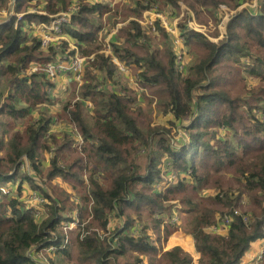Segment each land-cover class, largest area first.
I'll use <instances>...</instances> for the list:
<instances>
[{
    "label": "trees",
    "instance_id": "trees-1",
    "mask_svg": "<svg viewBox=\"0 0 264 264\" xmlns=\"http://www.w3.org/2000/svg\"><path fill=\"white\" fill-rule=\"evenodd\" d=\"M109 1L16 0L14 11L22 18L0 24V151L6 149L0 154V184L19 176L20 184L37 185L36 195L47 201V212L36 219L17 197L5 194L0 200V264H35L30 250L58 246L63 213L77 210L81 263L119 264L128 257L126 264H194L181 246H162L165 219L158 215L164 216L173 200L191 216L189 233L199 264H241L252 243L264 239V0H123L113 7ZM11 2L0 0V9L9 10ZM222 5L232 11L228 17ZM71 10L73 21L64 31L87 59L81 81L68 83L69 97L62 101L52 94L55 82L43 68L74 51L66 40L43 48L29 35L28 22H48ZM148 10L164 13L170 23L180 18V50L161 19L155 31L141 25ZM107 14L112 28L122 23L110 41L113 57L101 52ZM193 15L201 24L211 16L217 41L189 26ZM222 21L226 32L221 36ZM194 46L202 50L198 60L189 67L179 64L178 51L184 55L185 47L190 53ZM113 58L131 70L139 92L155 95L171 113V125L186 132L181 145L173 144L169 128L142 120V108L134 105L139 92L121 82ZM33 67L39 70L26 76ZM240 69L252 78L250 86L245 76L239 80ZM236 84L242 91L232 94L229 87ZM54 125L67 130L58 132ZM24 166L43 175L45 186L30 171L24 173ZM171 172L179 180L161 192L157 186ZM206 189L217 192L198 199ZM144 215L153 229L138 230L136 217ZM226 215L233 216L225 227ZM174 226H165L166 238ZM213 227L227 231L210 232ZM152 230L159 236L155 241ZM52 232L55 241H49ZM72 241L71 235L69 246ZM68 247L56 254L70 256Z\"/></svg>",
    "mask_w": 264,
    "mask_h": 264
},
{
    "label": "rangeland",
    "instance_id": "rangeland-1",
    "mask_svg": "<svg viewBox=\"0 0 264 264\" xmlns=\"http://www.w3.org/2000/svg\"><path fill=\"white\" fill-rule=\"evenodd\" d=\"M13 1V0H12ZM115 0H110L109 3L111 7L114 6L115 3H118L117 0L116 2H114ZM120 2V1H119ZM9 7H11V5H9ZM226 7V6H225ZM4 10H8L7 8H3V9H0V11H4ZM230 11L227 7L223 10V12L226 14H230ZM232 12V11H231ZM1 15V14H0ZM5 17V14L3 15ZM7 18V17H6ZM5 18V19H6ZM112 18V17H111ZM174 19H177V18H172V24L174 26L177 25L178 20L174 21ZM200 20V18H199ZM202 20V18H201ZM196 23L198 25H201L202 26V29H203V33H205L206 35H208L211 40L213 41H217L218 39L213 37V34L215 36V26H214V23L211 19V16L210 15H206L204 18H203V21L205 22V24H201L199 23L196 19H195ZM190 22V21H189ZM28 24L30 26H32L33 24H36V21H32V22H28ZM122 24V23H121ZM178 29V28H177ZM177 29H176V32L175 34H177ZM218 29L221 33V36L223 35V33L226 32V29L225 27L223 26V21L222 23L218 26ZM30 35V33H29ZM179 37V32L178 34L176 35ZM176 40H177V37H176ZM176 40H175V43H176ZM180 42L179 44H177L176 46V50L179 49V47L181 46V41L182 39L179 38ZM193 49L195 50V52L193 51ZM192 49V52L189 53L188 51V48L185 47V54L186 56H188V59L189 61L193 62V61H197L198 58L200 57V55L202 54V50L200 48V46H194ZM180 50V49H179ZM178 54L179 55V58L177 59L178 62H180L181 64H183V55L181 54L180 51H178ZM192 54V55H191ZM186 63H188L187 61H185ZM241 76H245L246 77V80H247V84L250 86L252 84V78L249 76V74L245 73V75L242 73V69H240V76H239V80L241 78ZM133 78V77H132ZM134 80V79H133ZM135 83V81H134ZM136 84V83H135ZM242 86V85H241ZM239 84H236V85H231L229 87V90H231L232 94H239L241 91H242V87H241ZM53 94V93H52ZM148 94V93H147ZM54 95V94H53ZM150 95V94H149ZM152 96V95H150ZM69 97V95H68ZM153 98H144V102L141 103L140 106L142 108V120L148 125V124H151V126H162V127H165V128H169L170 130L173 131V135L174 136V140H173V144L175 146H179L181 145V143L183 142V139H185L186 137V132L182 131L180 128H177L176 129V124L175 125H171V122L170 121H173V116L171 115V113H165L163 111V109L158 105L157 103V98L156 96H152ZM60 98V97H59ZM63 100L67 99V98H62ZM59 99H57L58 101ZM63 104L61 103V106ZM135 105V104H134ZM139 105H135V107H137ZM39 109V108H38ZM38 109H35V112L38 111ZM88 112V111H87ZM90 113V112H89ZM9 120V119H7ZM177 123V122H176ZM66 126V125H65ZM65 126H62V130H65ZM179 127L182 128V124H179L177 125ZM18 129V128H17ZM67 130V129H66ZM65 130V131H66ZM11 132H14V128L12 129ZM188 139V137H187ZM178 141V142H175ZM3 150L0 151V154L2 156H4L6 154V149L5 148H2ZM167 158V157H166ZM166 158L163 160V163L164 161L166 160ZM145 158L143 157L139 162L143 165L145 163ZM46 163V162H44ZM47 166L45 167H40L42 169V171L44 172L47 168ZM29 170H28V169ZM161 168H162V172L163 174L166 173L167 169L164 167L163 164H161ZM21 170L25 173V171H30V174L31 175H34L33 172L34 170L29 167V166H24L21 168ZM223 175V174H222ZM39 177V178H38ZM86 177V180H87V176ZM43 178V179H41ZM34 179L36 180V182H39V179L44 183V186H45V183H46V178L43 177V175H39L36 176L34 175ZM165 179H167L168 181H161L157 188L158 190H161V192H165L167 190V188H163V186L161 185V183L163 182H167V184H169L171 186H173L174 184H176L178 182V178H177V175L173 172H171L170 174H168L167 176H165ZM20 180H21V177H17L14 181H11V182H8L6 184H3L4 182H2L0 184V200H5L6 197H17L18 200L21 202H23V206L24 207H27L28 208H31L33 210L34 213H36V219H38L41 215L45 214L47 212V209L45 208L44 206V203L47 202L45 201L43 198H38V196L36 195L35 193V188L37 185H32L31 183H26V182H23L22 184H20ZM55 183H58L62 188L68 190L69 192H72V189H73V185L68 183L69 185L67 184H64L63 182L59 181V180H56ZM87 184V183H86ZM86 184H84L83 186H81V188H83ZM20 185L22 186V191L19 190V187ZM168 187V188H169ZM51 191L54 193V189H51ZM75 190L73 189V192ZM216 190L214 189H206L204 191H199L198 193V196L197 198L199 199L200 197L202 196H210V195H214L216 194ZM5 194H8L6 197H5ZM201 195V196H200ZM244 203H247L246 200H244ZM175 204V205H174ZM168 206L170 207V210L163 215H158V216H162L164 217L165 221H168L169 223L170 222H173V210L172 209H175L179 212V215H180V222L179 224H177L176 226H174L176 228V230H174L172 232V234H170L169 237L171 236H174L176 235V232H180L182 234V236H184V238H190L192 239V236L191 234L189 233V226H188V223L191 219V216L188 215V214H184L182 213V209H183V205L182 203L179 201V200H173L171 201ZM239 212H241L242 210L239 208L238 209ZM171 212V213H170ZM78 214V210L75 211L72 215H70V212H65L63 213V216L65 217L63 220L64 221H70L72 220L75 216H77ZM171 214V215H170ZM81 218V217H80ZM136 220L140 221V223L142 224V227L143 228H148V229H153V225L152 223L150 222V220L144 215V216H139V217H136ZM82 222L85 223V218L81 219ZM86 224V223H85ZM115 226V225H114ZM119 225L116 226V228L118 227ZM163 226L164 227H161V232H162V235H161V241H162V246L164 244V249L168 250L170 248H168V245H167V242L169 238H166L165 237V234L167 232V225H165V223L163 222ZM168 227H170V225H168ZM174 228V229H175ZM173 229V228H172ZM171 230V229H170ZM213 231H210V232H213V233H216V229L215 227L212 228ZM145 231V229H144ZM176 231V232H175ZM143 232V231H142ZM151 232V236L152 238H154L153 240L155 241L159 236L156 234V232L154 230L150 231ZM79 230L78 228L76 230H74L73 232H71V235L73 236V240L74 242L72 241V245H70L68 247V249L70 250V253L71 255L70 256H67V255H61L60 253L55 252V256L50 258V264H90V262H85V263H81L79 262V257H78V252H77V248H76V244H75V239L77 237V235L79 234ZM141 236H144L142 233H140ZM167 240V241H166ZM156 244V243H155ZM167 245V246H166ZM172 248V247H171ZM183 248V247H182ZM184 249V248H183ZM185 250V249H184ZM187 251V250H185ZM190 254V253H189ZM160 255V254H159ZM158 255V258H160L161 256ZM194 260V264H199L198 263V259L197 258V255L194 257L192 254H190ZM131 258H128V257H121L119 259V264H126L127 261H130Z\"/></svg>",
    "mask_w": 264,
    "mask_h": 264
},
{
    "label": "built area",
    "instance_id": "built-area-1",
    "mask_svg": "<svg viewBox=\"0 0 264 264\" xmlns=\"http://www.w3.org/2000/svg\"><path fill=\"white\" fill-rule=\"evenodd\" d=\"M15 2L16 0H13L11 2V7L9 10L0 11V14H3V15L5 14V18L7 17L4 20L5 23L10 22L12 17L14 16H16L18 19H21L23 16L22 14L15 13L14 11ZM225 8H226L225 6L223 5L221 6L222 11ZM37 13L45 14L42 12H37ZM231 13L232 12L230 11V14ZM230 14H226V17H228V15ZM157 19L162 20L164 26L166 27L169 33L175 36L178 34L177 25L174 26L173 24H171L169 20L167 19V17L164 15V13H159L154 10H148L143 14L139 22L141 23L142 26L146 28H150L152 31H155V22ZM72 21H73V14L71 10V11L61 12L57 15L51 16V19L48 22L39 21V22H36V24H33L31 26L30 35L33 34L34 36H36L40 40L43 48L50 47L52 44H55L59 42L60 40H66L70 44V49L74 51L73 54L65 56L64 57L65 59H58L54 61V63H48L45 66V68H43L45 71L49 73L51 81L53 82L57 80L58 74L63 73V72L67 73L70 76V81H73V80L81 81V72L84 68V64L87 58L81 55L78 47L68 39V36L65 34V31H64V27L67 25H71ZM119 26L120 25H117V27ZM189 26L192 29L203 33L202 26L196 23L194 15L192 16V20L189 22ZM176 29H177V34H175ZM103 31L101 33V38L103 39L104 45H103V51L101 52L105 53L107 56L113 57V51H112V46L110 42L111 40L109 39L110 34L108 33L106 34L105 31L104 32ZM115 31L116 29L113 32ZM176 37H177L176 43L179 44L180 37L178 36ZM179 55L180 54L177 55V59L179 58ZM113 61L116 63V65L118 66L121 72L131 71L124 64H122L117 58H113ZM178 63L181 64L180 62ZM38 70H39V67H33L30 70H28L25 75L28 76L32 72H36ZM163 181H168V180L164 179ZM161 185L165 189L170 186L169 184H167V182H163L161 183ZM172 210H173L172 212L173 222L169 223L168 221H164L165 225H177L180 222L179 212L175 209H172ZM239 213H240L239 210H235L234 212V214H239ZM232 216L233 215H226L224 217L223 225L225 227L228 224H230L232 220ZM139 225L140 226H138V230L144 229L141 223ZM60 227L63 231V239L58 246L51 244V245L44 246L42 248L35 247L30 250L28 255L32 258L35 264H50L49 260L50 258L55 256V252L57 250H62V249L67 248L69 244L71 243V232L79 228V220L77 216H75L71 221H63ZM220 228H223V227L215 228L216 229L215 232H217ZM49 239H50L49 241H55L57 239L56 233L52 232L51 238ZM263 260H264V247L261 253L254 260V263L252 264H263Z\"/></svg>",
    "mask_w": 264,
    "mask_h": 264
},
{
    "label": "crops",
    "instance_id": "crops-1",
    "mask_svg": "<svg viewBox=\"0 0 264 264\" xmlns=\"http://www.w3.org/2000/svg\"><path fill=\"white\" fill-rule=\"evenodd\" d=\"M119 1H123V0H117V2H119ZM114 2H116V0ZM181 7L183 9L185 8V6L183 4H181ZM111 17H112L111 14H107L105 16V23H106L105 26L106 27L103 28V30L105 31L106 34L107 33L110 34L109 35V39L110 40L113 38L114 33H116L118 28L121 26V24H117V25H120V26L117 27V25H116L115 28H112L111 22L113 21V18H111ZM178 19H180V18H177V19H174V20L176 21ZM4 20H5V17L3 16V14H1L0 15V24L3 23ZM115 29H116V31L113 32ZM183 61H184L185 66L189 67L191 61H189L188 56H186L185 53L183 55ZM185 61H187L188 63H186ZM119 77H120L121 82L123 84H127L129 87H132L134 90L138 91L137 90L138 87L134 83V80H133V78H132V76H131V74L129 72H121L119 74ZM69 82H71L70 81V76L67 73H65V72L61 73L58 76L57 80L55 81V85L56 86H55V89L52 91L54 96L55 97L57 96V97H60V98H66L67 94L69 93V85H68ZM139 96H140L139 100H137L135 102V105H139V106H142L140 104L144 102V98L145 97L153 98L152 96L147 94V92L145 90L143 92H139ZM62 101H65V100L62 99ZM61 127H62L61 125H54L53 129L54 130H58V132H59V131L62 130ZM65 128H66V126H65ZM44 166H47V164H44ZM209 230L213 231L212 228H210ZM226 231H227L226 228H220L216 233L224 234V233H226ZM167 245H168V248H171V247H174V246H181L185 250H187L188 253L192 254L194 257L197 255L196 259L199 260V255H198V253H197V251L195 249V244H194L193 237H192V239H190L189 237L188 238H184V236H182V234L178 231V232H176V235L169 237ZM263 247H264V239L257 240L255 242H253L252 245H251L250 250L244 256L241 264H252V263H254V260L261 253Z\"/></svg>",
    "mask_w": 264,
    "mask_h": 264
},
{
    "label": "bare ground",
    "instance_id": "bare-ground-1",
    "mask_svg": "<svg viewBox=\"0 0 264 264\" xmlns=\"http://www.w3.org/2000/svg\"><path fill=\"white\" fill-rule=\"evenodd\" d=\"M129 69V68H128Z\"/></svg>",
    "mask_w": 264,
    "mask_h": 264
}]
</instances>
